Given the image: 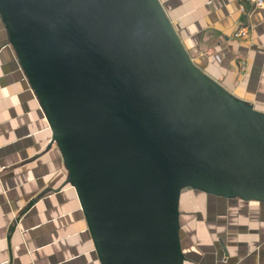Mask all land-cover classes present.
Returning <instances> with one entry per match:
<instances>
[{
    "label": "water",
    "instance_id": "water-1",
    "mask_svg": "<svg viewBox=\"0 0 264 264\" xmlns=\"http://www.w3.org/2000/svg\"><path fill=\"white\" fill-rule=\"evenodd\" d=\"M0 18L100 264H186L187 192L264 204V112L193 61L160 0H0Z\"/></svg>",
    "mask_w": 264,
    "mask_h": 264
},
{
    "label": "crops",
    "instance_id": "crops-1",
    "mask_svg": "<svg viewBox=\"0 0 264 264\" xmlns=\"http://www.w3.org/2000/svg\"><path fill=\"white\" fill-rule=\"evenodd\" d=\"M160 2L193 61L264 112V0ZM241 28L246 39L234 37ZM67 178L0 18V264H100ZM202 204L182 214L186 264H264V204Z\"/></svg>",
    "mask_w": 264,
    "mask_h": 264
},
{
    "label": "rangeland",
    "instance_id": "rangeland-1",
    "mask_svg": "<svg viewBox=\"0 0 264 264\" xmlns=\"http://www.w3.org/2000/svg\"><path fill=\"white\" fill-rule=\"evenodd\" d=\"M202 201H223L221 199H216L214 197H209L205 194L198 192H187L182 197L181 210L182 214L187 212H198L201 209H205V205L202 204Z\"/></svg>",
    "mask_w": 264,
    "mask_h": 264
},
{
    "label": "built area",
    "instance_id": "built-area-1",
    "mask_svg": "<svg viewBox=\"0 0 264 264\" xmlns=\"http://www.w3.org/2000/svg\"><path fill=\"white\" fill-rule=\"evenodd\" d=\"M263 5V2L262 1H259L258 3H257V6L258 7H261ZM241 11L243 12V13H246V8H245V6L244 5H241ZM234 37L235 38H242V39H246L247 38V32H246V30H245V28H241V29H239L237 32H235L234 33Z\"/></svg>",
    "mask_w": 264,
    "mask_h": 264
},
{
    "label": "flooded vegetation",
    "instance_id": "flooded-vegetation-1",
    "mask_svg": "<svg viewBox=\"0 0 264 264\" xmlns=\"http://www.w3.org/2000/svg\"><path fill=\"white\" fill-rule=\"evenodd\" d=\"M208 196V195H207ZM209 197H211V196H209ZM214 198H216V197H214ZM216 199H220V198H216ZM221 200H223V201H228V200H224V199H221Z\"/></svg>",
    "mask_w": 264,
    "mask_h": 264
}]
</instances>
